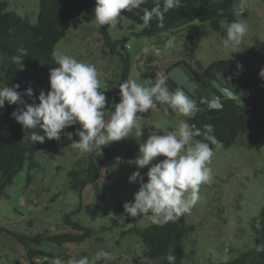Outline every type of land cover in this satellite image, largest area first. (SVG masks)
<instances>
[{
	"label": "rangeland",
	"instance_id": "obj_1",
	"mask_svg": "<svg viewBox=\"0 0 264 264\" xmlns=\"http://www.w3.org/2000/svg\"><path fill=\"white\" fill-rule=\"evenodd\" d=\"M7 1L8 10L37 22L39 0ZM124 1L101 5L100 21L86 23L75 17L67 36L55 46L62 69L77 81L73 86L80 101L77 132L69 134L58 155L47 150L37 153L40 167L31 171L32 179H28L26 160L6 195L0 197V264H160L144 255L145 245L136 234L122 236L121 232L179 214L196 226L184 239L182 264L225 261L249 247L264 245V127L258 135H241L230 147L219 144L207 151L196 144L190 127L178 117L197 109L190 95L213 107L223 98L239 103L250 98L227 85L224 77L214 88L205 89L185 63L176 65L185 60L202 72L213 60L234 57L253 45L264 54V0H239L246 14L240 13L238 26L226 27L225 33L193 20L154 36L137 34L141 26L118 11ZM102 24L120 41L119 51L130 56L127 87L117 105L110 101V94L120 90L123 61L104 45ZM148 60L157 67V82L168 73L175 90L161 85L167 97L156 99L167 110L176 105L177 115L163 112L151 101V89L141 75ZM35 73L45 91L63 87L42 71ZM262 73L264 64L256 61L228 78L236 83ZM258 93L264 97V89ZM3 98L0 81V101ZM114 105L118 107L116 123H112ZM99 130L103 131L98 143L113 147L115 160L130 149L133 155L122 165H104L96 181L75 191L69 185L68 171L81 165L88 136ZM108 167L117 194L102 201L94 193V183L104 182ZM118 199L123 200L124 211L115 209ZM67 213L81 225L94 228V237L64 246L45 242L41 248L54 258L27 259L24 245L14 234L77 233L65 224Z\"/></svg>",
	"mask_w": 264,
	"mask_h": 264
},
{
	"label": "trees",
	"instance_id": "obj_2",
	"mask_svg": "<svg viewBox=\"0 0 264 264\" xmlns=\"http://www.w3.org/2000/svg\"><path fill=\"white\" fill-rule=\"evenodd\" d=\"M118 1L39 0L38 19L32 23L28 18L8 10L7 0H0V81L4 91V98L0 101V197L6 195V188L22 170L26 160L28 179H32L31 171L40 167L37 153L47 150L58 155L69 134L77 132L75 116L80 101L73 89L77 81L68 70L62 69L55 55V46L67 36L75 17L86 23L100 21L99 7L117 4ZM238 1L126 0L118 5V11L141 26L138 35L154 36L193 20L207 22L213 31L225 33L226 27L238 26L240 13L246 14ZM100 32L104 45L111 53L119 54L123 61L120 90L114 95L110 94V101L117 105L127 87L130 56L119 51L120 41L111 37L104 24L100 26ZM256 61L264 64V54L257 45H253L234 57L213 60L202 72L185 60L176 64L185 63L205 89L214 88L221 81L220 77H224L227 85L238 87L250 98L245 103H239L234 98H223L219 106L213 107L190 95L197 103V109L191 115L178 114V117L190 127L199 147L207 151L214 150L219 144L230 147L241 135H258L264 127V97L258 93L264 89V73L240 79L236 83L228 78L231 72ZM38 70L63 87L52 92L45 91L43 81L35 73ZM141 75L151 89V101L163 112L177 115L176 105L175 109L167 110L156 99L157 96L158 99L161 95L166 96L162 94L161 85L166 84L175 90L167 80L168 73L162 81L157 82V67L152 60H148ZM199 97L203 95L199 94ZM116 105L111 109L112 123L118 121ZM102 131L88 136L81 165L68 171L69 185L75 191L81 192L88 183L96 181L104 165H122L133 155L130 149L115 160V149L97 141ZM258 141L256 139L255 143ZM94 193L102 201L116 196L110 167L106 169L104 182L94 183ZM115 209L119 212L125 210L123 200L118 199ZM71 215L65 214L64 221L78 230L77 233L52 234L45 230L32 236L14 234L17 241L24 245L27 259L54 258L53 254L41 248L45 242L64 246L80 244L94 237V228L81 225ZM195 229V224L179 214L160 223L133 225L123 230L121 235L136 234L145 245L144 255L159 260L160 264H182L185 257L184 239L191 236ZM207 264H264V245L249 247L228 260L209 261Z\"/></svg>",
	"mask_w": 264,
	"mask_h": 264
},
{
	"label": "built area",
	"instance_id": "obj_3",
	"mask_svg": "<svg viewBox=\"0 0 264 264\" xmlns=\"http://www.w3.org/2000/svg\"><path fill=\"white\" fill-rule=\"evenodd\" d=\"M105 105H107V102H104ZM39 258H36L35 260H38Z\"/></svg>",
	"mask_w": 264,
	"mask_h": 264
}]
</instances>
